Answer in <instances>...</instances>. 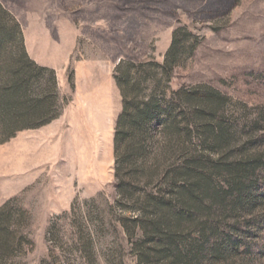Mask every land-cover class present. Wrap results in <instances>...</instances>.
Wrapping results in <instances>:
<instances>
[{"label":"rangeland","instance_id":"rangeland-1","mask_svg":"<svg viewBox=\"0 0 264 264\" xmlns=\"http://www.w3.org/2000/svg\"><path fill=\"white\" fill-rule=\"evenodd\" d=\"M0 6V35L16 23L44 67L24 78L34 106L1 64L0 264H264V0ZM185 175L212 187L195 202Z\"/></svg>","mask_w":264,"mask_h":264},{"label":"trees","instance_id":"trees-1","mask_svg":"<svg viewBox=\"0 0 264 264\" xmlns=\"http://www.w3.org/2000/svg\"><path fill=\"white\" fill-rule=\"evenodd\" d=\"M0 15H5L6 16V12L5 10L0 6ZM19 27L18 25L15 23L14 26L11 28V30L9 31L11 34V36L9 35V37L0 35V69H2V62L4 60L5 57H7L8 55L13 54V56L16 58L15 62V66L12 67L11 69L8 70L7 74L10 75V77H13L12 83H10V87H8L7 92L8 93H12L11 95H13V93H16L15 95H17L18 99H22L25 100L26 102H28L29 104L32 105H36L38 103L37 98L35 100H33L31 98V95L26 92L27 91V84L26 81H24V78H26L25 76H27V74H31L32 73V68L33 69H37V71H40L42 69H44V67H38L35 66V62H33L29 57L28 54L25 51V47H23L22 44V40L18 39V35H20L19 31H18ZM18 31V32H17ZM1 34V33H0ZM177 37L174 36L172 41H171V46L168 50V52L170 53L171 51L174 50L175 46L177 45ZM36 67V68H35ZM127 72H120V74L117 76V84L120 82H123V84H127L128 82V74H126ZM19 93V95H18ZM209 95L212 96V98H214L215 100L218 99V94L216 92H209ZM26 102H22L26 103ZM7 104L3 106L5 109H8V105L10 104V101H6L5 102ZM134 104V110L132 112L128 113V110L130 109V107H126L125 109V113L124 115L122 114L121 118H125L126 115H128V118L130 119V123L132 124V126L130 127L131 130H138L140 131L143 128V125L148 121L151 120L152 118V113L156 110V108H154V104L152 103L151 100H149L147 103H145L142 107L139 106H135ZM30 107V106H28ZM46 112V111H45ZM19 114V113H18ZM16 117L18 116L17 114L15 115ZM24 118V120H29V122L27 123H23L20 124L16 121H13L12 125L8 126V130H7V136H11L12 133L14 132V130L17 129H24V128H32V127H38L40 124H38V121H40L41 119H43L44 113L40 112L39 110H32V111H28V113H25V111H22L20 114V118ZM40 123V122H39ZM120 134H118L119 136ZM194 164H189L187 167H191ZM257 166V164H248V166L245 169H249L251 172L253 171L252 167ZM186 173L189 176V172L186 169ZM250 173L246 174V176H248ZM250 176V175H249ZM185 177H187L185 175ZM190 177H187V187L186 189H184V191L187 192V195L190 199L195 200V202L197 201V199L200 200V198H202L201 196H203L202 194H207L208 190L211 189V184H209V182H207V180H205L202 177L199 178H193V179H188ZM234 185L235 182H232ZM243 183V182H242ZM233 185V187H235ZM238 185H240L241 188H243L241 181L240 184L238 183ZM241 188L238 189L239 193L241 192ZM200 191L202 192L200 194ZM199 192V194H198ZM219 193H221V195H223V199L220 202H223L224 198L226 197V195L229 193V191L223 190L220 192H217V194L219 195ZM212 199V198H211ZM238 199H240V196L238 197ZM187 205V204H186ZM184 205V206H186ZM188 206L190 207V205L188 204ZM188 206H186L188 208ZM163 238V236H162ZM172 244V240L171 239H167V245H165L166 247H171Z\"/></svg>","mask_w":264,"mask_h":264},{"label":"crops","instance_id":"crops-1","mask_svg":"<svg viewBox=\"0 0 264 264\" xmlns=\"http://www.w3.org/2000/svg\"><path fill=\"white\" fill-rule=\"evenodd\" d=\"M26 47H27V42H26ZM27 52H28V54H29V56L34 60V58L32 57V54H31V50L27 47ZM35 61V60H34ZM36 62V61H35ZM40 62H37V64H39ZM39 65H45V64H39ZM45 66H47V65H45Z\"/></svg>","mask_w":264,"mask_h":264}]
</instances>
